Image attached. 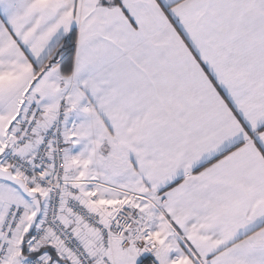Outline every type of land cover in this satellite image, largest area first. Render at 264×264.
<instances>
[{
    "label": "snow or ice",
    "instance_id": "6c2138e0",
    "mask_svg": "<svg viewBox=\"0 0 264 264\" xmlns=\"http://www.w3.org/2000/svg\"><path fill=\"white\" fill-rule=\"evenodd\" d=\"M0 264H264V0H0Z\"/></svg>",
    "mask_w": 264,
    "mask_h": 264
}]
</instances>
